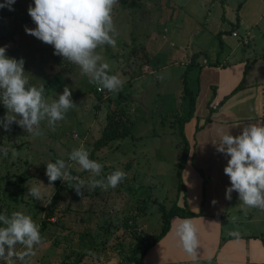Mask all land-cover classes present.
Returning a JSON list of instances; mask_svg holds the SVG:
<instances>
[{
    "label": "rangeland",
    "instance_id": "374dc122",
    "mask_svg": "<svg viewBox=\"0 0 264 264\" xmlns=\"http://www.w3.org/2000/svg\"><path fill=\"white\" fill-rule=\"evenodd\" d=\"M237 2L117 0L112 11L116 46L105 44L96 49L102 62L109 64V72L119 75L124 82L121 90L109 96L114 105L107 98L98 100L94 83L81 73L79 66L55 55L54 45L26 33L25 26L37 27L28 14L29 4L34 6V0H16L14 11L0 9V47L8 45L6 56L25 60L26 87L43 85V96L51 103L67 86L76 105L55 128L49 127L47 120L41 121L40 135L28 134L15 123L8 131L0 126V148L8 149L7 156L0 152V212L11 215L23 211L30 215L39 225L42 237L41 243L34 246L35 255L20 261L18 254L26 249L17 244L16 254L0 264H59L61 260L140 264L144 245L161 228L159 203L170 208L176 194V170L184 144L178 119L188 110L180 84L184 66L170 61L177 53L182 57L181 45L187 43L179 41V25L192 17L200 25L211 28L224 12L235 14ZM225 34L230 35L227 41L232 46L236 38ZM190 41L193 48L195 44L211 48L218 43V37L205 29L190 37ZM151 45L155 48L153 53ZM257 45L258 41L254 40L251 49L246 48L257 49L256 62H262L264 47L258 49ZM140 74L142 77L136 78L130 87V80ZM195 78L196 71H189L190 87H194ZM6 111L0 103V118ZM108 122L123 136L92 153L93 142ZM81 143L89 150L90 159L103 165L101 176L120 169L126 178L115 189H82L85 199L72 188L77 181L58 179L66 188L57 197L46 227L41 228L55 185L47 187L43 202L28 195L29 187L40 181L48 185L46 164L57 159H64L71 165L69 171L74 172L73 176L89 184L93 174L69 160L71 151ZM250 229L259 228L251 225Z\"/></svg>",
    "mask_w": 264,
    "mask_h": 264
},
{
    "label": "crops",
    "instance_id": "0c3cea01",
    "mask_svg": "<svg viewBox=\"0 0 264 264\" xmlns=\"http://www.w3.org/2000/svg\"><path fill=\"white\" fill-rule=\"evenodd\" d=\"M237 1L236 13L224 12L211 28L192 17L179 25V41L187 43L181 45L182 57L177 53L170 61H178L185 68L191 55L196 54L197 66L190 71H196L192 88L197 87V94L193 116L183 125L190 146L181 172L180 191L176 182L174 202L180 206L186 203L195 215L172 216L168 231L143 255L144 264H264V210L243 205L235 191L231 200L226 199L230 179L224 168L230 157L218 153L214 144L228 132L239 135L250 123L264 124V61L256 62L257 49L246 48L251 49L254 40L258 41V49L264 47V0ZM205 29L218 37V43L211 48L197 44L193 48L190 37ZM232 30L238 32V37L232 35ZM223 32L237 41L230 46V35ZM244 35L249 37L248 44L240 39ZM173 43L172 38V47ZM154 45L150 47L151 53ZM239 47L243 50L238 51ZM141 77L134 76L130 87ZM184 219H191L198 229L195 258L183 250L176 234ZM251 225L259 229L251 230ZM234 232L238 236L232 235Z\"/></svg>",
    "mask_w": 264,
    "mask_h": 264
},
{
    "label": "clouds",
    "instance_id": "9594fccd",
    "mask_svg": "<svg viewBox=\"0 0 264 264\" xmlns=\"http://www.w3.org/2000/svg\"><path fill=\"white\" fill-rule=\"evenodd\" d=\"M15 3L16 0H4V3H0V9L14 11ZM116 3L117 0H34V6L29 4L28 14L37 27L25 26V31L46 44L54 45L55 55L79 66L81 73L87 75L89 82L98 85L100 90L118 92L124 82L119 75L109 74V64L102 62V56L96 53L98 46H116L114 37L117 33L112 15ZM7 48L8 45L0 47V103L7 110L0 118V126L8 131L15 123L33 135L41 134L40 124L44 120H47L49 127L55 128L58 121L65 119L68 110L76 106L71 99L70 88L66 86L58 99L49 103L43 96V85L39 88L26 87L25 60L6 56ZM158 78L163 79V76L158 75ZM214 144L218 153L230 157L224 168L225 175L230 179L226 199L231 200L235 191L243 205L264 210V124L250 123L243 127L239 135L233 136L228 132ZM0 152L8 155L7 148H0ZM69 160L93 174L89 184L85 185L72 176L69 171L71 165L64 159H57L46 164L48 185L40 181L29 187L28 195L43 202L47 187H54L55 181L75 180L77 182L72 188L85 199L82 189H115L126 178V173L120 169L106 177L101 176L103 165L90 159V152L83 143L71 151ZM0 225V261L6 262L16 254L14 250L17 244L26 249L18 254L20 261L35 255L34 246L41 243L42 237L39 225L30 215L23 211H14L11 215L7 211L0 212ZM176 234L183 250L195 258L199 239L193 221L184 219L177 226ZM232 235L238 236V233Z\"/></svg>",
    "mask_w": 264,
    "mask_h": 264
},
{
    "label": "trees",
    "instance_id": "16d2710c",
    "mask_svg": "<svg viewBox=\"0 0 264 264\" xmlns=\"http://www.w3.org/2000/svg\"><path fill=\"white\" fill-rule=\"evenodd\" d=\"M195 57H196V54L191 55L189 62L185 65V68L180 75L182 97L187 101L188 110H187V114L185 116H181L180 119H178L179 130H180V133L182 134V138H184V144L182 147L181 156L179 158L177 170H176L177 181H178V188H177L178 191L181 190V185H182L181 172H182V169L186 163V159H187L188 154H189V143L185 137L183 125L188 119H190L193 116L194 102H195V98H196V94H197V87H195V88L190 87L189 82H188L189 71L192 68L197 66V63L195 62ZM109 74L112 75L110 72H109ZM93 88H94V95L98 100H102V99L107 98V99H109V102H112V104L114 105V103H113L114 101L110 100V97H109L110 94H112L113 92H110L107 89L98 90L97 89L98 85H96V84L93 85ZM107 125H109V122ZM107 125L103 129L101 136L93 142L92 153L95 152L96 150L100 149L101 147L106 146L110 140L121 138L123 136V133L119 132V130H117L116 127H115L116 128L115 129L111 123L109 125L110 128ZM199 127L200 126L197 125L196 129H199ZM70 174L73 176L74 172L70 171ZM54 185H55V191H54L53 196L49 200V203L46 206L48 211L45 213L44 217L41 219V224H42L41 228L46 227L47 222L49 221V219L51 218V216L54 212V205H55V201H56L57 197L60 195L61 191L66 188L65 185L59 184L58 180L54 182ZM158 208L161 211V217H162L161 228H160V231L144 245V247L141 251L140 264H144L142 257L145 254L146 250L150 246H152L155 242H157L168 231L169 226H170V218L172 216L178 215L181 217H188V216L195 215V213L191 212L188 209V207L186 206V203L184 206H180L176 202H174L170 206V208H168V209H166L164 205L159 203ZM59 264H85V263H81V262L70 263L67 260H61L59 262Z\"/></svg>",
    "mask_w": 264,
    "mask_h": 264
},
{
    "label": "built area",
    "instance_id": "2783aa9c",
    "mask_svg": "<svg viewBox=\"0 0 264 264\" xmlns=\"http://www.w3.org/2000/svg\"><path fill=\"white\" fill-rule=\"evenodd\" d=\"M232 35L238 37V32L236 30H232ZM240 39H241L243 44H248V42H249V37L246 35L240 37ZM204 62H206V61L204 60ZM147 67H148L147 70H150L149 66H147ZM97 89L100 90L99 86Z\"/></svg>",
    "mask_w": 264,
    "mask_h": 264
}]
</instances>
